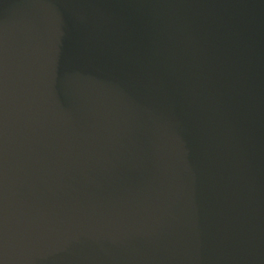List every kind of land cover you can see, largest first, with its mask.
I'll list each match as a JSON object with an SVG mask.
<instances>
[{
    "label": "water",
    "instance_id": "water-1",
    "mask_svg": "<svg viewBox=\"0 0 264 264\" xmlns=\"http://www.w3.org/2000/svg\"><path fill=\"white\" fill-rule=\"evenodd\" d=\"M0 264H264V0H0Z\"/></svg>",
    "mask_w": 264,
    "mask_h": 264
}]
</instances>
